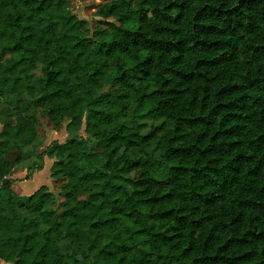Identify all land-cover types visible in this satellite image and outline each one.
Wrapping results in <instances>:
<instances>
[{
    "label": "trees",
    "instance_id": "obj_1",
    "mask_svg": "<svg viewBox=\"0 0 264 264\" xmlns=\"http://www.w3.org/2000/svg\"><path fill=\"white\" fill-rule=\"evenodd\" d=\"M103 1L0 0V264H264V0Z\"/></svg>",
    "mask_w": 264,
    "mask_h": 264
},
{
    "label": "rangeland",
    "instance_id": "obj_2",
    "mask_svg": "<svg viewBox=\"0 0 264 264\" xmlns=\"http://www.w3.org/2000/svg\"><path fill=\"white\" fill-rule=\"evenodd\" d=\"M104 3L103 0H72V9L75 14L82 20L87 21L91 31L95 29V27L99 24V20L101 18L96 15L97 9L100 6V4ZM4 60V57L0 53V61ZM7 103L4 101H0V140H3L1 138V131L3 128V125L5 122H15L16 115H14V112H11L8 110ZM40 123L37 126L40 139L43 138V146L39 150H43L48 144H50L53 140H58L60 142H63L67 136V132L65 130V123L62 125L60 130H54L52 124L49 121V118L47 116H40ZM80 134L84 137H87V134L85 132V124H83L82 129L80 131ZM38 136V139H39ZM41 143L40 140H34L32 143ZM90 147L94 151H100L101 146L95 142L94 140L91 141ZM0 155H3L7 159H10L14 162V170L12 171V174L9 176L14 180L13 183V191L17 194L22 193V191H32L38 185L47 184L49 182L48 171H46V165L44 169L35 174L33 177V182L31 179L28 181L26 177H29L27 175L31 174L33 175L36 170L33 168V164L35 165L40 164V159L36 158L34 151L31 146H23L21 149H14V148H6V149H0ZM50 177V176H49ZM47 178V179H46ZM46 179V180H44ZM24 180H26L24 182ZM44 180V181H43ZM43 181V182H42ZM24 182V183H23ZM42 182V183H41ZM49 188L54 193L56 197V207L57 209H60L61 202L64 199V194L59 189V181H54L52 178L49 182ZM25 195H28L25 194ZM69 240H62L61 242V248L62 250L69 249ZM2 263V261H0Z\"/></svg>",
    "mask_w": 264,
    "mask_h": 264
},
{
    "label": "crops",
    "instance_id": "obj_3",
    "mask_svg": "<svg viewBox=\"0 0 264 264\" xmlns=\"http://www.w3.org/2000/svg\"><path fill=\"white\" fill-rule=\"evenodd\" d=\"M53 162H54L53 159H51V158H49V157H47V156H44V167L48 164V165L46 166V169H45V170L48 171V175L50 176V177L47 176V177L49 178V182H50V179H51V175H50V174H51V166H52ZM44 167H43V169H44ZM43 169H42V170H43ZM42 170H39V171L37 170L36 172L33 173V175H31V176L29 177V179H26V180L29 181V180L32 178L31 181L33 182V177H34V175L37 174V173H39V172H41ZM46 179H47V178H46ZM46 179H44V180H46ZM26 180H24V182H25ZM44 180H43V181H44ZM43 181H42V182H43ZM24 182H23V183H24ZM42 182H41V183H42ZM49 182H47V184H43V185H47V186H48V185H49ZM40 186H42V185L39 184L38 187H36V188H35L34 190H32V191H27V189H26V191H22V193H20V195H25V194H27V193H28V195H30V194H32L33 192H35ZM48 187H49V186H48Z\"/></svg>",
    "mask_w": 264,
    "mask_h": 264
},
{
    "label": "water",
    "instance_id": "obj_4",
    "mask_svg": "<svg viewBox=\"0 0 264 264\" xmlns=\"http://www.w3.org/2000/svg\"><path fill=\"white\" fill-rule=\"evenodd\" d=\"M8 160H10V159H8Z\"/></svg>",
    "mask_w": 264,
    "mask_h": 264
}]
</instances>
